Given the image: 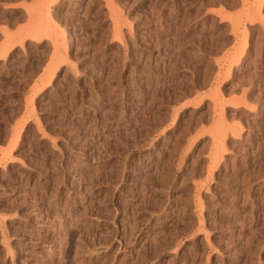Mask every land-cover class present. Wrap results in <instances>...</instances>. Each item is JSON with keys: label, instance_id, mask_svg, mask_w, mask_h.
I'll return each instance as SVG.
<instances>
[{"label": "rangeland", "instance_id": "374dc122", "mask_svg": "<svg viewBox=\"0 0 264 264\" xmlns=\"http://www.w3.org/2000/svg\"><path fill=\"white\" fill-rule=\"evenodd\" d=\"M0 264H264V0H0Z\"/></svg>", "mask_w": 264, "mask_h": 264}]
</instances>
